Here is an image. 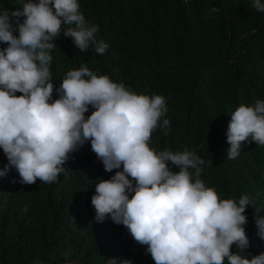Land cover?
Wrapping results in <instances>:
<instances>
[{
  "label": "trees",
  "instance_id": "16d2710c",
  "mask_svg": "<svg viewBox=\"0 0 264 264\" xmlns=\"http://www.w3.org/2000/svg\"><path fill=\"white\" fill-rule=\"evenodd\" d=\"M78 3L109 48L103 55L94 46L82 53L61 32L51 53L53 100L59 98L55 89L66 73L81 64L137 94L164 96L168 111L160 123L168 119L170 131L164 135L158 126L149 146L156 151L196 150L206 162L200 178L220 199L247 195L244 227L250 247L244 255L250 259L249 253H264L255 223L257 215L264 218V145L249 137L236 159L226 157L231 113L241 104L264 100V13L252 7V0ZM21 6V0H0V13ZM5 47L0 43V49ZM113 68L119 72L114 74ZM92 111L89 106L85 117ZM7 163L0 149V171H6L0 176V264H67L66 254L74 264H107L108 258L118 264L124 259L155 264L147 246L135 242L123 225L95 221V183L117 170H104L90 142L70 155L67 177L60 175L57 183L13 182L20 178L15 170L5 169ZM169 167L179 171L170 162ZM189 171L194 180V170ZM231 251L238 249L233 245Z\"/></svg>",
  "mask_w": 264,
  "mask_h": 264
},
{
  "label": "clouds",
  "instance_id": "9594fccd",
  "mask_svg": "<svg viewBox=\"0 0 264 264\" xmlns=\"http://www.w3.org/2000/svg\"><path fill=\"white\" fill-rule=\"evenodd\" d=\"M21 5L0 13V43L7 45L0 49V149L8 161L5 169L19 175L13 182L57 183L60 175L67 177L70 155L90 142L104 170H117L95 183V221L123 225L135 242L147 246L155 264H264V253L244 255L250 247L244 227L249 197L220 199L200 178L206 162L196 150L149 146L158 126L164 135L170 131L168 119L160 123L168 111L164 96L137 94L81 64L66 73L53 100L51 53L61 32L82 53L94 46L103 55L109 48L78 0H21ZM252 7L264 13L261 0H252ZM89 106L94 111L86 118ZM230 117L228 159L239 156L249 137L264 145V100L241 104ZM22 211L28 212L27 204ZM255 223L264 240V218L257 215ZM65 260L74 264L69 254ZM107 264L118 262L108 258Z\"/></svg>",
  "mask_w": 264,
  "mask_h": 264
}]
</instances>
